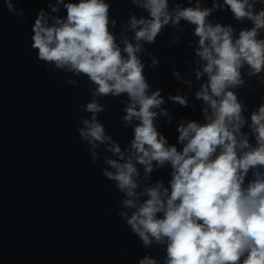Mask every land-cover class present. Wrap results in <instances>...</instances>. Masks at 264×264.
Returning <instances> with one entry per match:
<instances>
[{
	"label": "water",
	"instance_id": "water-1",
	"mask_svg": "<svg viewBox=\"0 0 264 264\" xmlns=\"http://www.w3.org/2000/svg\"><path fill=\"white\" fill-rule=\"evenodd\" d=\"M69 2L79 0H0V264H140L145 258L168 264V239L150 237L151 243L145 245L127 223L149 198L146 189L160 184L161 192L167 189L170 194L174 171L170 162L161 166L153 160L150 172L137 162L132 141L140 121L125 120L132 104L128 94H99L98 85L87 75L39 60L32 47L39 13H44L46 26H52L57 18L66 20L64 5ZM104 2L109 6L108 30L122 57L127 58L126 42L138 45L135 55L143 65L146 94L159 92L162 103L152 109L157 132L166 146L182 151L187 141H179L178 129L189 122L206 124L213 112L197 95L208 85L209 76L204 72L207 61L198 54L196 25L182 18L175 22L177 11L210 9L206 23L231 27L234 41L241 31L254 27L253 21L235 18L225 0H168L172 19L154 41L147 42L136 39L142 25L131 26L133 18L151 19L142 6L144 0ZM248 2L254 14L264 10V0ZM256 39L264 40V28L257 30ZM239 72L240 82L226 88L241 105L243 123L236 139L248 143L237 147L238 157L259 146L251 117L264 105V69L255 72L244 62ZM176 96L185 103L174 100ZM92 102L102 110L88 112ZM93 115L106 137L96 147L79 135V129L86 128L83 121ZM115 146L123 159L111 150ZM220 151L217 148L212 158ZM106 159L121 164L132 160L137 170L134 197L103 174L116 171ZM257 178H264V166L249 168L242 188ZM126 199H134L136 207H125ZM162 199L166 201L167 194Z\"/></svg>",
	"mask_w": 264,
	"mask_h": 264
},
{
	"label": "clouds",
	"instance_id": "clouds-1",
	"mask_svg": "<svg viewBox=\"0 0 264 264\" xmlns=\"http://www.w3.org/2000/svg\"><path fill=\"white\" fill-rule=\"evenodd\" d=\"M225 3L235 18H248L254 23L251 30L241 31L235 41L231 27L206 23L210 9L184 8L175 17V22L182 18L196 25L195 34L201 45L198 54L207 61L204 72L209 76L208 85L197 95L209 103L213 112L206 124L189 122L178 129L179 141H187L182 151L166 146L164 137L157 132L152 109L162 103L159 92L146 94L143 65L135 55L140 50L138 45L126 42L127 58L122 57L108 30L109 6L104 0L66 3V20L57 18L52 26H46L41 11L33 25L32 47L38 50L39 60L54 63L57 69L87 75L98 85L99 94H128L132 104L125 120L135 117L140 121L132 141L137 162L146 165L149 172L153 160L161 166L171 163L174 171L170 194L167 189L162 193L160 184L146 189L149 198L127 220L145 245L151 243L150 237L157 241L168 239V264H264V178L242 188L249 168L264 166V105L251 117L259 146L238 157L237 147H248V143L236 139L235 133L243 123L241 105L235 94L226 91L240 82L239 68L244 62L255 72L264 69V40L256 39L257 30L264 28V10L254 14L248 0ZM8 6L11 9V4ZM142 6L151 19L133 18L131 26L142 25L136 31L137 40L152 42L172 19L167 11L168 0H144ZM173 99L185 103L182 97ZM101 110L95 102L87 104L90 113ZM83 124L86 128L79 129L82 139L93 147L96 142L105 141L104 128L96 122L95 115ZM217 148L221 151L213 159ZM111 150L123 159L119 146ZM92 155L95 158L96 153ZM105 162L116 171L104 170L103 174L116 181L121 192L134 197L137 185L133 176L137 170L132 160L123 164L114 159ZM163 194H167L166 201ZM123 203L125 207H136L134 199ZM161 212L163 217L158 218L157 213ZM140 264L154 261L145 258Z\"/></svg>",
	"mask_w": 264,
	"mask_h": 264
}]
</instances>
